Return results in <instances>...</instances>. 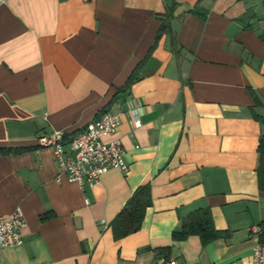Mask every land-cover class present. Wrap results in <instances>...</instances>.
Listing matches in <instances>:
<instances>
[{
    "label": "crops",
    "instance_id": "crops-1",
    "mask_svg": "<svg viewBox=\"0 0 264 264\" xmlns=\"http://www.w3.org/2000/svg\"><path fill=\"white\" fill-rule=\"evenodd\" d=\"M141 61L107 111L128 170L67 181L38 138L95 121ZM251 110L264 117V0H0V149H27L0 153V219L26 222L0 264H249L264 221ZM147 184L140 229L115 241L110 223ZM199 209L223 235L173 241Z\"/></svg>",
    "mask_w": 264,
    "mask_h": 264
},
{
    "label": "built area",
    "instance_id": "built-area-1",
    "mask_svg": "<svg viewBox=\"0 0 264 264\" xmlns=\"http://www.w3.org/2000/svg\"><path fill=\"white\" fill-rule=\"evenodd\" d=\"M134 129L141 127L138 110L129 113ZM121 120L117 113L105 112L81 131L67 135L56 130L38 138V145L53 151L57 166L67 181L79 186H92L111 169L128 170L124 160V149L115 134ZM26 226L21 212L0 219V249L17 247L22 244V231ZM261 228L253 226L250 234L259 238ZM163 262V261H162ZM168 264H176L170 261ZM249 264H264L263 245L257 241L252 249Z\"/></svg>",
    "mask_w": 264,
    "mask_h": 264
},
{
    "label": "trees",
    "instance_id": "trees-1",
    "mask_svg": "<svg viewBox=\"0 0 264 264\" xmlns=\"http://www.w3.org/2000/svg\"><path fill=\"white\" fill-rule=\"evenodd\" d=\"M176 3L173 2L169 7H167L163 17H160V26L155 36L153 45L148 51L147 57L151 54L156 46L162 33L170 29V21L172 19L173 10ZM142 61L138 63L136 68L132 71L126 83L115 92L105 107L101 110V114L107 112L112 103L117 101L118 95L125 92L131 84L137 79ZM253 100L256 105H259V98L253 94ZM252 118L259 122L263 126V133L258 138L257 141V153H258V164L256 168L257 177V187L259 191L264 192V117L256 114L251 110ZM27 149H0V153H20ZM150 185H142L137 187L130 198L125 203L121 211L116 215V217L110 223V229L115 241L120 240L130 234L137 232L142 224L145 210L149 207L150 199ZM45 215L43 218H47ZM261 228V233L259 235V242L264 246V221L259 225ZM223 234L215 230L211 218V214L207 209H199L191 214H189L181 223L179 230L172 233L173 241H181L186 239L188 236H197L200 239L202 246L220 238ZM162 252L170 251L169 248L161 249Z\"/></svg>",
    "mask_w": 264,
    "mask_h": 264
}]
</instances>
